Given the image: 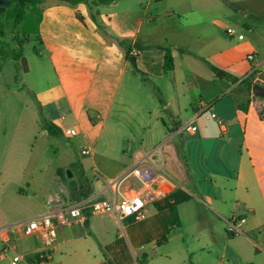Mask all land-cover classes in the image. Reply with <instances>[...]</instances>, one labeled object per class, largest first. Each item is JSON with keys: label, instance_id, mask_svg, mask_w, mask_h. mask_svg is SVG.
I'll list each match as a JSON object with an SVG mask.
<instances>
[{"label": "crops", "instance_id": "1", "mask_svg": "<svg viewBox=\"0 0 264 264\" xmlns=\"http://www.w3.org/2000/svg\"><path fill=\"white\" fill-rule=\"evenodd\" d=\"M130 1L122 12L111 11L120 5L121 1L117 0L98 7L95 14L98 21L99 18L104 20L110 34L127 39L126 48L135 58V65L126 58L124 48L112 42L103 27L97 25L84 3L73 7L56 0H42L38 61H34L33 68L24 55L19 60L4 55L0 40V179L11 171V167L5 166L10 155L4 157V142H24L25 138V142H33L26 157L28 164L35 158V146L41 137L52 136L44 127L45 122L55 124L62 135L77 129L74 137L79 139L78 144H84L82 155L90 157L72 162V168L67 167L66 173L56 169L46 187L44 181L49 176L50 165L39 169L46 160L40 154L30 174L40 170L41 180L35 187L29 183L26 191L18 187L7 194L11 201L16 196L24 199L17 210H7L1 190L0 218L5 219L2 226H11L46 214L53 197L59 198L64 206L96 198H119L139 190L140 181L130 173L132 155L137 150L127 148L131 154L125 151V146L113 152L99 150L97 142L129 72L133 79H143L145 83L154 81L163 88L158 87L159 96L152 93L150 98L155 97L157 101L154 111L149 113L161 133L148 154L165 149L160 154L162 162L158 163L172 179L173 186H169L165 197L146 205L139 221L121 220L105 213H86L83 218L71 220L58 229L48 259L41 258L47 251L38 236H25L18 231L0 233V239L7 240L11 247L8 252L20 254L23 264H34V261L109 264L106 254L118 264L121 261L132 264L133 258L138 263L139 257L163 244L158 245L160 240L165 238L167 242L173 231L182 229L183 219L205 218L214 226L210 236L215 240V225L227 232L226 220L244 213V238L226 236L224 251H230L228 244L234 248L231 253L235 256L254 247L260 252L257 244L264 247V214L259 212V206L264 207V188L257 186L264 181V97L253 92L256 86L264 87V22L254 25L245 20L253 14L248 8L259 0H172L171 8L162 10L156 6L152 13L149 8L153 3L159 5L169 0H148L145 10H140L145 7L143 3L140 9L130 10ZM228 6H236V13L228 11ZM262 7L264 9V2ZM225 18L235 19L241 25L233 36L237 38L234 44L218 32H226ZM239 34L244 38L239 39ZM1 36L0 33V39ZM189 41L194 48L188 51L189 55L200 59L208 70L187 56L184 46ZM167 49L172 51L174 59V69L169 72L164 70ZM135 50L137 55L133 54ZM252 53L255 59L249 61L248 55ZM220 77H225L231 83V91L235 92L232 102H221L219 107V98L225 89ZM245 78L250 79V87L241 83ZM21 79L25 83L23 89L19 86ZM89 108L95 114L96 125L91 124L92 120L88 122ZM17 113L31 119L23 134L17 135L18 140L13 133L10 138L9 132L14 123L10 122ZM212 113L224 121L225 132L211 118ZM202 117L205 123L198 124ZM191 120L197 124L198 131L190 135L198 136L200 142H189L186 147V142H175V138L182 125ZM89 131L94 142L88 141L93 140L87 138ZM222 138H227L228 142H220ZM190 144L192 148H200L201 160L215 178L212 180L214 191H205L201 186L194 165L200 160L193 154L194 149L190 150ZM86 149L91 152L89 155L84 154ZM17 159L20 158H13L11 163ZM223 159L234 170V177L220 168ZM210 164L216 169L212 170ZM15 169L24 174L29 168L20 165ZM219 177L224 178L221 184ZM42 191L45 195L40 198ZM242 204L248 208L244 212L237 210ZM0 243L4 258L8 252L4 254L5 242L0 240Z\"/></svg>", "mask_w": 264, "mask_h": 264}, {"label": "rangeland", "instance_id": "2", "mask_svg": "<svg viewBox=\"0 0 264 264\" xmlns=\"http://www.w3.org/2000/svg\"><path fill=\"white\" fill-rule=\"evenodd\" d=\"M120 1V5L111 8V11L114 13L124 11L126 8L125 4H127L129 0ZM147 1L148 0H131L130 10L140 9L141 3H143L145 7L141 8L140 10H145L147 8ZM263 2L264 0H259V2L251 4V7L248 9L255 15L252 14V16L245 19L246 21L254 25L264 22V9L262 7ZM156 6L159 9L167 10L168 8H171L173 4L172 0L159 5L153 3L149 8L150 13L155 11L154 8ZM14 7L15 4L10 3L9 5L4 6V8H0V33L2 34L0 40H2L4 55L9 54L14 58L15 55L22 49L24 57L28 59L29 64L33 68L35 67L34 61L36 63L38 61V38L34 31L27 34L23 25L16 24L14 17L9 16V13L14 9ZM174 7H176V5ZM236 9V6L227 7V10L232 11V13H236ZM32 10L33 8L30 6L26 8L27 13L32 12ZM99 22L103 29L108 33V37L112 42L118 43V40L127 41V39H122L117 35L110 34L109 27H107V25L104 23V20L101 18H99ZM224 22L225 28H232L237 32L241 27L238 21L235 19L233 20L232 18H225ZM32 24L35 25V21H33L31 25ZM218 32H220V35L223 38L232 41L231 44H234L237 41L236 37L232 38L231 36H228L223 30ZM191 44L193 43L189 41V44H185L184 46L187 56H191L189 55L188 51L194 49ZM191 58L193 61L203 66L205 70H208L207 65L201 63L202 61L200 59H195L193 56H191ZM131 76L132 72H129L117 92L115 105L112 108L111 115L107 118V121L103 127L104 130L101 132L97 141L99 142V150L107 149L113 152L125 146V151L130 154L131 152L127 149L129 147L133 150H141L145 153H148L157 144V142L154 141H156L160 136L161 131L156 128L157 126L154 125V121L151 120L154 119V117L152 118V115L149 113V111H154L157 101H155V97L152 100L150 98H152V93L159 96L160 90L158 87H160L161 90H163V88L154 81L145 83L143 82V79L140 81V79H133ZM220 78L225 89L222 92V96L219 98V107L221 106V102L222 104L228 101L232 102L234 100L235 92L231 91L233 89L231 88V83L227 81L225 77ZM24 84L25 83L21 79L19 82L20 88L23 89L25 87ZM157 100L159 99L157 98ZM217 103H219V101ZM152 113L154 114V112ZM207 115L210 116V113L208 112ZM16 116L15 120L10 122V124L13 122L14 123L9 128V132L10 138L12 137L13 133L17 139V135L19 136L23 134L31 119L30 116L25 114L20 115L17 113ZM87 116L88 122L91 123L92 120L91 124L96 125L97 119L90 108L87 111ZM103 118H101V120H104ZM204 123L205 117H202L198 124ZM213 126H215V124H213ZM215 128H217V126ZM63 131H65V129H63ZM216 133H218V131H216ZM86 135L87 138H93V140H88L89 142H94V136H90V131L86 132ZM26 140L27 139L25 138V141ZM78 140V138L66 134L60 137H41L38 145L36 143L35 146V158L28 164L26 163V157L29 156L31 152L33 142H4V157H6L7 154L10 155L5 166L11 167V171L10 173L4 174V176L0 179V192L2 190L4 193L3 205L7 207V210H17V208L20 207L19 205H23L25 202L24 199L17 196L11 201V199L8 198L10 196L7 197V194H10L18 187H21L24 191H26L29 187V183H33V187H35V183H39L41 180L40 170H37L36 174H34L35 176L30 174V171H32L33 168L37 166V163L33 162L40 154L44 155L46 160L44 163L40 164L39 169L42 170L44 166L47 168L48 163L50 165L49 176L44 181V185L46 187L49 186L51 182V176L56 174V169L60 168L66 173L67 167H71L70 165L72 162L78 163V161H83L85 158H90L82 155L84 144H78ZM175 142H186L185 146L187 147V143L200 142V139L198 136L192 137L189 133L183 131L177 135ZM220 142H228V140L227 138H222ZM88 147L90 146L88 145ZM191 149H194L193 154L200 160L198 163H194V165L198 170L197 174H199L201 178V186L204 187L205 191H214L216 187L212 180H215V178L209 173L211 171L210 168H207V166H205L204 162L201 160L202 153L200 148H192V144H190V150ZM162 150L165 151V149H157L156 153L153 155V160L157 163L162 162V158H160ZM13 158L20 159H17L15 163H11ZM20 165L28 166L29 169L26 173H18L15 168ZM183 165L185 166L184 163ZM210 166L212 170L216 169L211 164ZM220 168L231 173L233 177L236 175L233 172L234 170H231L232 167L228 161L225 159H223L222 163H220ZM88 176L90 178L92 177L90 172L88 173ZM218 179L221 184L224 178L219 177ZM257 186L260 188L262 186L264 188V181L257 183ZM43 195H45L44 191L40 193V198ZM203 197L205 201H208L205 196ZM31 198L35 199L34 197ZM259 208H261L259 209V212L264 214V207L259 206ZM245 209L248 208L243 204L237 207V210L241 212H244ZM4 221V218H0V229L3 227H8L2 226ZM213 227L214 226H212L208 220H205V218L203 219L199 217L196 220L183 219L182 229L180 228L177 231H173V233H171V235L168 237V241L163 242L162 245L158 246L155 253L150 252L148 261L144 262L141 257L137 255L139 257L138 263L133 258L134 263L132 264H264V247L261 246V244H257V248L260 250V252L255 251L254 247V249L244 250L241 252V254L235 256L231 253V250L234 249L231 244H228L230 251H224L226 244L225 238L229 235L225 229L215 225L217 238L212 240L210 231L213 229ZM240 237L244 238V235H240ZM230 238L232 239L233 237L231 236ZM2 253L3 245L0 243V264H11V260L15 253L10 250L4 258L2 257ZM106 256V260L109 264H111V262L113 264H118L116 259L110 257L108 254H106ZM19 264L23 263L20 262ZM34 264L40 263L34 261ZM121 264L127 263L121 261Z\"/></svg>", "mask_w": 264, "mask_h": 264}, {"label": "built area", "instance_id": "3", "mask_svg": "<svg viewBox=\"0 0 264 264\" xmlns=\"http://www.w3.org/2000/svg\"><path fill=\"white\" fill-rule=\"evenodd\" d=\"M228 36H235L237 32L229 28L226 30ZM239 39H243L244 35L239 34ZM135 55L138 51L135 50ZM255 55L252 53L248 55V60L253 61ZM198 117V116H197ZM211 118L215 119L222 131H226V126L223 120L219 119L215 113L211 114ZM187 132L195 134L198 127L194 120H191L182 125L179 132ZM77 129L73 128L67 131V135L76 136ZM91 152L86 149L84 154L89 155ZM152 154L145 153L144 151L137 150L133 154V165L130 173L140 181L141 186L135 193L122 196V197H107L96 198L90 201H83L75 205H61V201L57 197L49 200V209L46 214L34 216L27 220H23L16 224L0 229V233L4 232H20L25 236H38L41 239L46 253L41 255L42 259H48L50 256V249L54 247L58 229L67 225L71 220L80 219L86 213H105L112 214L121 220L139 221L143 217L144 209L149 202L158 198L165 197L169 190V186H173V181L163 169L162 165L153 160ZM227 222V232L230 236L245 235L242 226L246 223L244 215H233ZM5 242L4 254L8 252L11 247L8 245L7 240L0 239ZM22 256L15 253L11 260V264H19L22 261Z\"/></svg>", "mask_w": 264, "mask_h": 264}, {"label": "trees", "instance_id": "4", "mask_svg": "<svg viewBox=\"0 0 264 264\" xmlns=\"http://www.w3.org/2000/svg\"><path fill=\"white\" fill-rule=\"evenodd\" d=\"M9 1L11 2V4H15L14 9L11 10V12L9 13V16L14 17L16 24H22L23 27L26 29L27 34L34 31V33L37 35V38L39 39V24L41 22V11L38 7H39V4L42 2V0H9ZM56 1L63 3V4L73 6V7L77 6L80 3L86 4L90 9L92 18L97 23V25L100 28H102L100 22L96 18V14H95L96 9L100 6L111 4L117 0H56ZM29 6L32 7L33 10L32 12L27 13L26 8ZM0 8H4V6L0 5ZM33 21H35V25L34 24L31 25ZM118 43L121 47L124 48L126 58H128L130 62L135 65V58L130 56V49L126 48L127 41L118 40ZM22 57H23V51L21 49L15 55V59L19 60ZM23 62H25L24 59H23ZM173 69H174V59H173L172 51L170 49H167L165 51L164 70L166 72H169V71H172ZM255 73L256 71L254 70L250 76L253 77ZM241 83L246 84L249 87L251 86L250 79L245 78L241 80ZM44 127L52 136H61L63 134V132L57 126H55V124L51 122H45ZM164 241H165V238L160 240L158 242V245ZM155 251L156 250H153L152 253H155ZM148 258H149V253L144 254V256L141 257L143 261ZM111 264L113 263L111 262Z\"/></svg>", "mask_w": 264, "mask_h": 264}, {"label": "water", "instance_id": "5", "mask_svg": "<svg viewBox=\"0 0 264 264\" xmlns=\"http://www.w3.org/2000/svg\"><path fill=\"white\" fill-rule=\"evenodd\" d=\"M11 2L9 0H0V5L6 6L9 5ZM220 75H223L222 72H219ZM254 94L259 97H264V87L256 86L253 90Z\"/></svg>", "mask_w": 264, "mask_h": 264}]
</instances>
